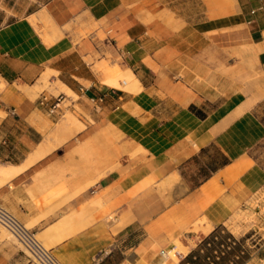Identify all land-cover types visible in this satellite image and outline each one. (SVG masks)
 Here are the masks:
<instances>
[{
	"label": "crops",
	"instance_id": "1",
	"mask_svg": "<svg viewBox=\"0 0 264 264\" xmlns=\"http://www.w3.org/2000/svg\"><path fill=\"white\" fill-rule=\"evenodd\" d=\"M209 11L175 29L154 5L47 0L0 25V167L19 168L0 176V203L62 264H189L264 189V0ZM236 51L254 57L259 81L198 80L194 68ZM108 52L138 79L98 72ZM47 77L78 96L83 129L58 127L62 109L39 104ZM0 264L35 263L0 238Z\"/></svg>",
	"mask_w": 264,
	"mask_h": 264
},
{
	"label": "rangeland",
	"instance_id": "2",
	"mask_svg": "<svg viewBox=\"0 0 264 264\" xmlns=\"http://www.w3.org/2000/svg\"><path fill=\"white\" fill-rule=\"evenodd\" d=\"M47 0H0V25L12 20L16 17L23 16L27 12L34 10L41 3ZM212 0H125L126 7L130 8L135 3L141 5H154L161 9L159 16L171 24L175 29H179L185 22L196 23L209 18ZM48 22H45V28H48ZM89 30H81L82 36L88 34ZM106 33L100 31L99 36L106 38ZM227 53V52H225ZM102 58L96 62V70L103 73L104 67L119 66L129 73H133L130 79H135L137 76L127 66H124V57L120 55L116 59L113 58L110 52L97 54ZM222 53H220V56ZM222 58V57H221ZM221 60V59H220ZM206 62L197 70L196 76L198 80H205L210 83L212 79L219 76L221 79L227 80L230 78V87L234 90L243 89L249 85H253L259 81L256 61L251 55H247L243 51H236L231 54V59L228 61ZM121 61V62H120ZM186 69V67H184ZM181 74L184 73L180 70ZM185 71V70H184ZM138 79V78H137ZM112 85L110 80L108 81ZM120 87H124L119 85ZM40 89H45V93L49 95H60L62 97L61 109L62 113L58 121V127H64L66 120L70 116L79 118L76 111H73L71 98L77 99V95L68 90L62 81L50 82L48 77L45 80L44 86ZM78 121V120H77ZM73 124L67 125L71 127ZM65 127V128H68ZM77 127H79L77 125ZM56 139L65 140V137H54ZM28 227L30 224L26 223ZM38 239L44 243L47 248L50 244L39 234H36ZM0 238L10 243H15L23 248L28 255L29 251L23 244L4 226L0 224ZM200 245V244H199ZM198 245V246H199ZM180 248L185 251L187 248L179 243ZM197 246V248H198ZM196 248V249H197ZM201 256L198 264H264V189L255 193L246 205L239 208L225 226L219 227L214 235H209L200 249ZM175 251L171 256L176 259ZM193 264V263H189Z\"/></svg>",
	"mask_w": 264,
	"mask_h": 264
},
{
	"label": "built area",
	"instance_id": "3",
	"mask_svg": "<svg viewBox=\"0 0 264 264\" xmlns=\"http://www.w3.org/2000/svg\"><path fill=\"white\" fill-rule=\"evenodd\" d=\"M38 101L41 106L47 108L48 113L51 115L56 114L61 109L62 97L60 95L42 93ZM0 224L7 228L23 244L35 264H62L53 255L51 249L47 248L38 239L36 233L1 203ZM163 253L165 254V252Z\"/></svg>",
	"mask_w": 264,
	"mask_h": 264
},
{
	"label": "bare ground",
	"instance_id": "4",
	"mask_svg": "<svg viewBox=\"0 0 264 264\" xmlns=\"http://www.w3.org/2000/svg\"><path fill=\"white\" fill-rule=\"evenodd\" d=\"M68 90H70L69 88H67ZM78 119H76L75 117H73V116H70L69 117V120L67 121L66 120V122H65V126L64 127H68L67 125H70V124H77L79 127L78 128H80V127H82L81 129H83V126L81 125V124H79V122L77 121ZM64 129V128H63ZM80 129V130H81ZM78 131V130H77ZM67 137H65L64 139H66ZM44 145V144H43ZM40 146V145H39ZM45 146V145H44ZM47 146V145H46ZM53 146L54 145H51V147L53 148ZM48 147H50V146H48ZM46 148V147H45ZM44 149V148H43ZM46 149H44V151H45ZM49 150H50V148H49ZM41 151H42V149H41ZM40 151V152H41ZM44 151H43V153H44ZM47 152V151H46ZM38 153V152H37ZM43 155V154H42ZM37 157H39L38 155H37ZM21 169V168H20ZM19 170V168H17V167H14V165L13 166H2V167H0V176H2L3 178H8V177H10V176H12V175H14L17 171ZM19 172V171H18ZM206 217V216H205ZM202 220H204V222H205V220L206 219H202ZM207 222H209L208 220H207ZM66 224V223H65ZM208 224V223H207ZM206 224V225H207ZM205 225V226H206ZM210 225V224H209ZM203 227L202 226V224H200V222H199V224L197 223L196 225H195V229H199V228H201V227H203V228H206V227ZM212 227V226H211ZM211 227H210V229H211ZM207 229V228H206ZM44 244V243H43ZM189 247V246H188ZM187 248V247H186ZM173 249V248H172ZM175 250V249H174ZM174 250H171L170 249V252H169V255L171 256V253H173V251ZM189 250V249H188ZM168 255V256H169ZM175 256V255H174ZM172 259H174L173 257H172ZM177 259V258H176ZM175 260V259H174ZM171 263H173V262H171ZM175 264V263H174Z\"/></svg>",
	"mask_w": 264,
	"mask_h": 264
},
{
	"label": "trees",
	"instance_id": "5",
	"mask_svg": "<svg viewBox=\"0 0 264 264\" xmlns=\"http://www.w3.org/2000/svg\"><path fill=\"white\" fill-rule=\"evenodd\" d=\"M215 232V231H214ZM214 232L210 235H214ZM207 238H205L200 245L198 246L197 249H195L193 252H191L188 256H187V262L189 263H193V264H198L199 262V257L201 256L200 254V249H201V244L203 245V242L206 241Z\"/></svg>",
	"mask_w": 264,
	"mask_h": 264
}]
</instances>
